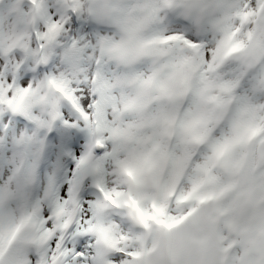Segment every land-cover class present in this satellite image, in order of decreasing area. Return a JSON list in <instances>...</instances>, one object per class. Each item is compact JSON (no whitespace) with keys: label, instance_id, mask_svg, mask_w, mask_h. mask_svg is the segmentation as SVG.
<instances>
[{"label":"snow or ice","instance_id":"1","mask_svg":"<svg viewBox=\"0 0 264 264\" xmlns=\"http://www.w3.org/2000/svg\"><path fill=\"white\" fill-rule=\"evenodd\" d=\"M0 264H264V0H0Z\"/></svg>","mask_w":264,"mask_h":264}]
</instances>
